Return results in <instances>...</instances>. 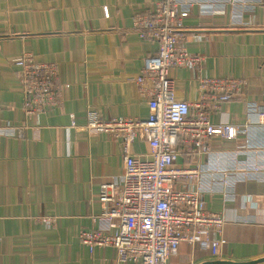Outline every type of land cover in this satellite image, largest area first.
I'll return each mask as SVG.
<instances>
[{
    "label": "crops",
    "instance_id": "obj_1",
    "mask_svg": "<svg viewBox=\"0 0 264 264\" xmlns=\"http://www.w3.org/2000/svg\"><path fill=\"white\" fill-rule=\"evenodd\" d=\"M158 1L0 0V125L27 124L22 136L0 135V264H120L115 247L91 248L79 237L81 230L97 225L94 215L103 210L101 184L124 171L121 140L84 128L85 115L91 108L104 119L148 117L151 95L136 77L158 45L139 36L134 17ZM248 3L236 11L241 20L233 24L228 13H202L195 6L179 31L186 47L202 54L205 63L168 70L177 98L196 101L202 94L201 76L244 82L240 93L212 113L213 121L243 123L248 115L256 121L245 103L264 104V0ZM24 52L57 64L60 104L37 118H27L23 110L15 60ZM250 136L260 142L262 127L253 126ZM213 140L218 144L217 137ZM244 140L241 135L228 147ZM149 151L146 140L136 139L130 146L132 154L142 157ZM179 151V164L207 159L191 154L187 144H179ZM259 159L264 163L263 154ZM235 189L234 201L206 196L208 209L226 217L222 231L214 233L222 239L219 252L182 242L169 264L264 258V181H238ZM42 215L56 216V223H43ZM252 264H264V259Z\"/></svg>",
    "mask_w": 264,
    "mask_h": 264
},
{
    "label": "built area",
    "instance_id": "obj_2",
    "mask_svg": "<svg viewBox=\"0 0 264 264\" xmlns=\"http://www.w3.org/2000/svg\"><path fill=\"white\" fill-rule=\"evenodd\" d=\"M248 4V0H159L134 17L139 36L158 45L156 54L144 58L142 73L136 77L141 89L151 95L149 115L144 119H104L97 109L87 110L84 128L109 132L121 140L124 171L101 184L98 198L103 210L94 215L95 227L79 233L83 243L91 248L115 247L120 264H169L182 242L200 243L203 249L219 252L222 239L214 233L222 231L226 217L223 212L208 209L206 196L219 194L225 202L234 201L238 181H264V163L259 159L264 155V104L245 103L247 113L257 115L256 121L250 115L243 123L224 118L213 121L212 113L242 91L243 80L201 76L202 94L190 102L177 98L168 70L197 69L205 63V57L190 51L179 34L193 7L198 6L202 13H228L233 24L241 20L236 11ZM104 10L108 15L107 6ZM15 63L27 118H37L60 104L55 62L37 61L32 52H24ZM71 119L75 125V114ZM255 125L263 129L260 142L250 136ZM26 127L4 123L0 135L22 136ZM241 135L245 136L242 145L228 147ZM214 137L219 139L218 144ZM136 139L148 142L147 157L130 152ZM181 143L188 145L191 154L207 159L195 165L179 164ZM244 153L247 159L240 158ZM40 219L54 225L57 217L42 215Z\"/></svg>",
    "mask_w": 264,
    "mask_h": 264
},
{
    "label": "water",
    "instance_id": "obj_3",
    "mask_svg": "<svg viewBox=\"0 0 264 264\" xmlns=\"http://www.w3.org/2000/svg\"><path fill=\"white\" fill-rule=\"evenodd\" d=\"M264 258H262V259H259V260H263ZM259 260H250V261H228V260H226V261H209V262H207V263H205V264H209V263H211V262H216V263H226V264H252V263H255V262H257V261H259Z\"/></svg>",
    "mask_w": 264,
    "mask_h": 264
}]
</instances>
